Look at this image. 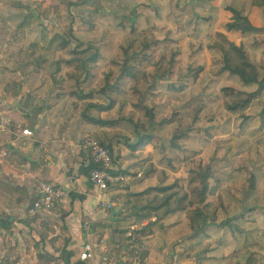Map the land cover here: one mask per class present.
Wrapping results in <instances>:
<instances>
[{
  "label": "rangeland",
  "instance_id": "rangeland-1",
  "mask_svg": "<svg viewBox=\"0 0 264 264\" xmlns=\"http://www.w3.org/2000/svg\"><path fill=\"white\" fill-rule=\"evenodd\" d=\"M32 1L33 27L26 31L20 44L39 43L37 53L48 62L40 72L23 68L22 79L13 72L7 73L11 80L20 79L25 90L20 95L33 93L39 110L42 108L45 114L50 112L57 129L69 128L65 121L73 120L86 125L85 129L89 127L84 139L101 131L99 126L83 123L79 118L84 103L108 105L106 94L113 92L108 86L117 82L123 63L144 70L148 80L140 85V93L133 89L134 80L128 77L121 79L123 94L113 92L117 101L122 97L130 100L125 104L124 116L133 120L143 117V110L134 107L135 103L153 109L157 118L175 117L180 124L174 122L149 131H136L128 120L119 119L114 109L99 111L89 107L86 112L95 118L119 121L112 132H120L123 138H112V151L119 157V166L122 160L128 165V158L134 157L130 164H135L137 170L132 172L135 174L129 181H144L143 188H146L158 184L164 175L163 183L178 179L189 189V169L211 163L217 179V182L211 180V184L227 209L226 215H220L216 224H209L201 237H192L183 214L176 217L179 223L175 229L161 232L155 228L156 236L163 242L174 238L183 253L189 237L196 239L192 244L197 254L186 264H247L248 259L264 264V91L244 109L228 110L226 101L244 97L245 87L234 78L217 74L227 59L233 64L251 63L257 78L264 76V31L240 34L227 29L232 15L230 9L234 8L246 15L255 27L263 28L264 9L252 5L251 0H98L103 10L94 12L86 5H74L75 0ZM81 17L92 19L94 31L87 30ZM132 21L138 31L154 34L160 45L150 50L130 45L125 38ZM77 42L82 48H77ZM6 45L7 42H0V49L4 50ZM89 46L98 47L101 54L90 68L91 76L70 78L66 74L75 71L74 67L62 65L60 76L64 80L59 85L63 92L57 94L52 65L69 58L73 50ZM16 65L21 71L23 64ZM196 67L202 69L197 79L188 73L189 68ZM182 84V91L175 89ZM224 87L233 88L234 94L227 95ZM178 126L189 127L191 131L182 139L180 150L166 148L167 155L174 159L173 167H169L161 161L158 148L164 139H170ZM145 134L151 142L143 148L134 151L125 144L134 143ZM149 162L154 171L144 178L138 169L141 167L142 171ZM251 174L255 176L252 190L247 184ZM216 195L209 196L207 210L218 206ZM241 215L242 218L235 221L240 230L222 226L221 221L226 216ZM23 236L15 231L6 237V243L16 246L13 259L16 264H36L42 245H33L28 236ZM44 249L53 252L47 243ZM3 255L0 238V258Z\"/></svg>",
  "mask_w": 264,
  "mask_h": 264
},
{
  "label": "crops",
  "instance_id": "crops-1",
  "mask_svg": "<svg viewBox=\"0 0 264 264\" xmlns=\"http://www.w3.org/2000/svg\"><path fill=\"white\" fill-rule=\"evenodd\" d=\"M32 27V0H0V42H7L4 50L0 49V109L9 111L14 118L9 131L0 132V223L9 224L7 228L0 227L4 249L0 262L11 260L16 264L13 259L16 246L11 242L6 243V237L12 236L15 231L22 236L27 234L23 238L28 236L33 245H42L36 256V264L192 262V256L197 254L192 241L196 239L189 237L183 253L180 245L173 241L174 238L172 241H161L154 227L153 233L142 241V245L149 250V256L144 260V251L132 242L134 236L132 239L127 237L130 227L125 224L119 226L120 222L132 215L121 205L125 191L137 192L144 189L145 185L144 181H129L131 173L137 170L135 164H130L134 162V157L128 158V165L123 160L121 166L120 162L115 165L119 172L126 168L129 174L124 176L129 178L108 191L98 190L89 181L88 167L81 149V142L89 127L85 129L86 125L73 120L65 121L70 125L69 128L57 129L53 119H50V112L45 114L39 110V103L33 99V93L27 91L29 96L27 93L20 95L25 90L20 79L16 81L15 77L22 79V70L27 66L15 52L26 47L20 42ZM17 63L23 64L21 71ZM8 72L15 75L13 80L7 76ZM25 126L33 132L32 138L26 140L18 137V130ZM42 183L69 188L70 197L48 210L31 215L27 211L28 206L38 195ZM106 200L112 202V209L98 208L99 202ZM133 226L138 228L137 225ZM116 228H120V233H115ZM135 237L139 238L140 234ZM155 239L159 241L153 242ZM86 242L92 246V257L81 260L79 256ZM45 243L52 246L53 252L45 251Z\"/></svg>",
  "mask_w": 264,
  "mask_h": 264
},
{
  "label": "trees",
  "instance_id": "trees-1",
  "mask_svg": "<svg viewBox=\"0 0 264 264\" xmlns=\"http://www.w3.org/2000/svg\"><path fill=\"white\" fill-rule=\"evenodd\" d=\"M251 4L257 7L264 9V0H251ZM74 5L82 6L86 5L91 7L94 12H101L103 6L98 0H75ZM231 10V18L227 23V29L234 33L246 34V33H260L264 31L263 28L255 27L249 20L246 15H243L235 8ZM130 15V14H129ZM128 15V16H129ZM135 16V13L132 14ZM83 25L87 26V30L94 31V22L89 17H81ZM131 18V17H130ZM133 19V18H132ZM130 24L127 28V35L125 40H128V43L134 46L137 49L150 50L158 45L160 41L152 33H146L144 31H138L135 24ZM77 41V39H76ZM65 43V41H61ZM77 48H82L81 43L77 42ZM39 43L31 42L29 45L23 48L16 50V55L21 62H24V65L30 67L31 70L40 72L46 66L48 62L43 56L38 52ZM100 49L98 47L89 46L87 49L73 50L72 54L67 59L57 60L52 67L54 68L52 80L55 83V89L58 90L57 94L63 92L59 83H61L64 78L60 76L61 66L66 65L68 67H74L75 71L67 72V76L70 78L78 79L81 75H84L85 78H89L90 68L95 66L97 60L100 58ZM202 71L201 68H189L188 73L191 74L195 79H197L198 74ZM219 76L236 79L241 86L245 87V90L242 91L244 97L226 101V108L228 110H242L248 106L254 99L259 97L264 91V76L261 79L257 78V72L253 64L251 63H230L227 59L224 60V65L218 70L217 73ZM128 77L134 80L133 89L140 93V85L144 82H147L148 75L144 70L138 69L135 65L129 64L127 62L123 63L120 67V75L117 79V82L108 86L113 92L117 94H123L121 86L123 82L121 79ZM107 85V83H106ZM174 88V87H173ZM178 91L183 90V84L179 85L178 88H175ZM223 91L226 94H234L233 88L224 87ZM106 94L108 97V105L94 104V103H84V109L80 111L79 118L83 123L89 125H97L101 128V131L94 134L93 138L99 140L101 144L106 147L111 153L113 163L116 165L118 161V156L113 157V141L112 138L119 137L123 138V135L118 131H113V128L118 125L119 121L117 120H104L101 118H95L86 112L89 107L97 108L99 111L103 110H112L118 114L119 119H126L128 122L134 125V129L138 131L143 129L145 131L151 130L154 128H161L165 125L173 124L174 122L180 124V120L175 117L157 118L153 109L147 108L144 105L133 103L134 107H139L143 110V117L137 120H133L130 116L125 117V104L130 102V100L122 97L117 101L116 96L113 94ZM42 110V108H41ZM242 118L243 113H240ZM191 128L178 126L175 128L170 139H164L162 144L159 145L158 153L160 159L167 166L173 167L174 159L167 155L166 148L171 147L173 149H181L182 139L189 136ZM151 142L148 134L141 135L133 143H126L128 148L132 150L143 148L145 145ZM139 147V148H138ZM141 168V167H140ZM139 168V170H140ZM118 169V167H117ZM118 171V170H117ZM154 171L152 163H147L143 166L141 175L146 178ZM191 177L188 181L189 189H186L180 180L174 179L171 183L165 184L164 175L160 179L159 183L153 186H148L140 191L131 192L129 190L125 191V195L122 197L121 205L128 212H131L132 215L119 223V226L125 224L128 227L137 225V229L132 230V239L133 244L137 246L138 249L143 250V258L145 260L146 256H149V250L146 246L142 245L143 238L151 235L153 233L152 229L155 227L161 229L162 231L169 227L176 226L179 222L176 218L177 216L183 214L187 227L192 232V237L198 238L205 234V231L209 224H216L219 216H225L227 213L226 206L218 194L216 187L212 186L211 180L217 182L215 177L214 169L211 163H203L196 166L195 169H189ZM121 174H129L127 170H121ZM134 176L135 173H131ZM248 188L250 190L255 188V176L251 174L248 178ZM217 194V195H216ZM216 195L218 200V206L212 210H207L208 206L207 200L209 196ZM173 218V219H172ZM242 218L241 216H236L229 218L226 216L224 220L221 221L222 226L228 227L234 230H240L238 225L235 223L236 220ZM172 219V220H171ZM171 220V221H168ZM237 225V228L235 226ZM1 228L9 227L8 223L1 222ZM115 233H120V228H116ZM140 234L139 238H136L135 235ZM0 264H15L11 260L1 261ZM199 264V263H198ZM247 264H256L254 259H248Z\"/></svg>",
  "mask_w": 264,
  "mask_h": 264
},
{
  "label": "built area",
  "instance_id": "built-area-1",
  "mask_svg": "<svg viewBox=\"0 0 264 264\" xmlns=\"http://www.w3.org/2000/svg\"><path fill=\"white\" fill-rule=\"evenodd\" d=\"M14 118L12 114L7 110L0 109V132H7L10 126L13 124ZM33 136V132L28 127H21L18 130V137L21 139H30ZM81 149L84 155V162L88 167V178L92 185H94L100 191H108L114 185L124 181L129 176H124L117 171L111 153L104 147L101 142L93 137H86L81 142ZM4 154V153H3ZM72 178L69 179L71 181ZM71 190L61 186L52 185L50 183H42L40 185L39 193L36 198L28 206V213L34 214L42 210H48L52 208L56 203L68 199L70 197ZM113 204L111 201H100L98 208L100 209H112ZM135 227L131 226L127 237H132V230ZM92 257V246L89 242L84 245L83 251L80 253L79 258L81 260H88Z\"/></svg>",
  "mask_w": 264,
  "mask_h": 264
}]
</instances>
